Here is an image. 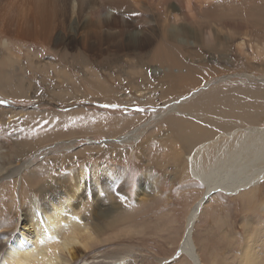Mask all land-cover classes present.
Wrapping results in <instances>:
<instances>
[{
    "label": "rangeland",
    "instance_id": "1",
    "mask_svg": "<svg viewBox=\"0 0 264 264\" xmlns=\"http://www.w3.org/2000/svg\"><path fill=\"white\" fill-rule=\"evenodd\" d=\"M176 2L177 0H170L169 4L175 7ZM213 2L208 6L210 11L221 8L216 6V1ZM219 3L222 4V0ZM195 4L197 8L201 1ZM227 4L220 11L238 12L239 5L227 8ZM201 5L200 7L203 6ZM240 6L243 7L241 4ZM241 7L239 11L243 10ZM260 10L251 11L262 12ZM239 26L232 34L221 33V37L233 40L247 38V27L244 24ZM224 49L219 48V53H206L207 59L204 61L181 63L178 67H169L167 63L146 66L145 71L152 74L149 78L152 80L154 93L150 101L143 100L142 103L131 101L127 104L125 100L129 96H125L126 93L122 95L121 102L114 101L113 95L107 99L99 92L72 89L69 83L64 87L66 92L63 93L57 88L59 86L54 79L48 80L46 84L48 89L53 88V93L41 90L17 98L0 93V101H4L0 103V140L13 151L20 147L23 149L24 153L20 159L15 158L13 165H24L26 160L31 163L34 161V166L17 172L16 176L8 174L0 179V214L4 216L7 208L10 216L4 229H15L16 223L20 219L22 221L23 217V221H27L28 217L24 216L25 208L34 209V204H29L37 198L39 200L40 190L59 187L62 184L60 180L64 184H70L72 172L75 174L79 167L85 166L91 169L86 170L85 181H92L87 189L90 195L85 197L88 201L83 203L79 214L83 215L82 220L88 224L87 229L93 235L91 239L89 234L86 237L95 243L88 249L83 248V256L68 264H83L85 261L101 259L105 253L116 252H127L128 258L132 257L129 264H196L184 250L179 254V249L182 248L179 245L184 236L187 215L207 187L190 173V153L185 146L188 144L187 139H194L200 134L198 140L195 139L192 150L198 145L202 146L201 143H209L208 151H202L200 162L208 172L212 170V164L240 151L249 156H261L255 164H250L252 170L264 165V136L254 135L251 131L264 127V82L261 80L264 65L257 57L248 61L246 54L240 53L236 45L233 47L234 56L229 60L225 58L227 54L221 52ZM257 49L255 42L250 41L245 52L256 55ZM16 51L24 54L19 47ZM46 59L52 60V57ZM176 69L185 74L198 72L204 76L200 85L209 84L197 94L187 95L189 97L184 102L185 106L183 107V103L178 105V109L184 112L179 113V116L177 111L169 112L173 102H164L161 96L163 91L159 88L163 87L159 80L168 71L172 73L167 77L171 80L174 73H178ZM106 70L116 71L114 68ZM189 77L191 76L185 78ZM35 79L39 81L41 88L43 81L39 77ZM13 82L15 81L12 84ZM127 83L125 79L122 80L123 87L127 88ZM143 92L146 94L144 90ZM207 104L212 109H208ZM257 108L261 109L259 117ZM2 111L8 112L10 118L7 120L12 121L8 127L12 131L5 129L8 124L5 116H1ZM186 111L190 113L187 114ZM109 117L114 119L110 120ZM119 118L127 121L122 119L125 122L121 123ZM183 122H186L184 124L187 130ZM27 124V129L21 130ZM189 126L192 127L189 129ZM156 129L170 137L166 144L161 141L162 131L159 132L156 140H160L163 148L152 155L150 149L145 148L148 144L145 140L152 131L156 133ZM173 129L182 134H177ZM135 130L136 132H132ZM128 133H132V137L123 138ZM210 136L214 138L210 139ZM176 139L179 140L181 149H185L181 160H177L175 155L174 148L178 146ZM94 166L98 167V171L92 176L90 171H93ZM224 188L221 186L218 192L209 196L196 223L194 248L200 257V264H241L246 248L255 257L254 264H264V180L260 185L246 187L237 194H229ZM8 202L12 205L4 204ZM73 203H77L76 198ZM78 204L79 202L76 205ZM2 209L4 211L1 212ZM197 211L200 215L201 210ZM115 218L119 220L115 228L101 233L96 231V222L107 226ZM108 239L113 240L109 242ZM62 259L70 261L68 255L67 258L63 255Z\"/></svg>",
    "mask_w": 264,
    "mask_h": 264
},
{
    "label": "bare ground",
    "instance_id": "2",
    "mask_svg": "<svg viewBox=\"0 0 264 264\" xmlns=\"http://www.w3.org/2000/svg\"><path fill=\"white\" fill-rule=\"evenodd\" d=\"M197 1H201L203 6L200 4L202 7L199 5V8H196L194 5ZM213 1H216V6H221L220 9L228 3L227 8L239 5L240 9L241 4L243 10L238 9V14L234 10L226 11L229 15L220 11L219 8L216 11H210L208 6L214 3ZM219 1L221 0H177L175 7H172L169 4L170 0H0V93L2 95L4 93L6 97L17 98L21 95L29 96L41 90L51 92L53 88L48 89L46 84L48 80L54 79L57 80L56 85L59 86L57 88L63 93L66 92L64 87L69 83L72 89L99 92L104 98L113 95L114 101L121 102L122 95L126 93L125 96H129L125 100L127 104L131 101L142 103L143 100L150 101L154 93L152 80L149 78L151 72L145 71L146 66L151 67L154 63H167L169 67H178L181 63L204 61L207 59L206 53H219V48H225L221 52L227 54L225 58L232 60L233 47L236 45L240 53L246 54L248 61L257 57L264 65V0H222V4ZM252 9H261L262 12L251 11ZM243 24L247 27V38L233 40L221 37V33L232 34L239 25ZM250 41L255 42L258 48L256 55L245 52V47ZM17 47L24 54H19L16 51ZM47 57H52V60L46 59ZM58 57L59 60H57ZM111 68L116 71H105ZM178 69H176L178 73H174L171 80L167 78L172 74L168 71L166 76L159 80L160 85L163 86L159 88L163 91L162 100L173 102L169 112L177 111L179 116V113L184 112L178 109V105L183 103V107L185 106L184 102L189 97L187 95L197 94L209 84L200 85L201 78L204 76L198 72L185 74ZM262 74L261 80L264 82V69ZM188 76L191 77L185 78ZM36 77L43 81L41 88ZM123 79L128 82L127 88L122 86ZM11 80L15 82L12 84ZM77 83L79 84L74 87L73 85ZM148 89L150 91L147 92ZM262 96L264 98L263 91ZM207 108L212 109L208 104ZM260 110V108L256 109L257 117L261 116ZM2 113L1 116H5L4 119L8 124L6 128L3 127L8 130L12 121L7 120L10 118L7 111ZM199 113L201 115V111ZM262 113H264V101ZM122 119L124 118L120 119L121 123L124 120L127 121ZM216 119L215 117V121ZM27 127L28 124L21 130H26ZM190 127L192 126H189V129ZM161 131L156 129V133L152 131L151 135L146 136L145 143L148 144L145 148L150 149L152 155L163 148L160 140H156ZM251 131L254 135L264 136V127ZM161 136V141L167 144L170 136H166L163 131ZM198 136L187 139L188 144L180 139L190 153L188 162L191 175L207 187L187 215L184 236L179 245V248L182 247L196 264H200V257L195 252L193 234L196 223L207 204L206 201L204 202L205 193L210 190L218 192L223 186L230 192L229 194H237L246 187L260 185V182L264 180V165L253 170L250 168V164H255L261 156L245 155L244 151L230 154L219 163L212 164L211 171H206L200 162L202 151H208L209 143H201L202 146L198 145L192 150ZM126 137L131 138L132 133H128L123 138ZM212 138L214 136H210V139ZM178 141V146L174 150L177 160H181L185 149H181ZM14 150L0 140V179L8 174L16 176L17 172L34 166L33 160L32 163L26 160L24 165L21 163L13 165L15 158L20 159L24 153L21 147ZM88 168L79 167L75 174L73 171L71 179L69 178L71 183L68 185L60 180L62 184L59 187L52 185L53 188L50 190H40L39 200L37 198L29 204V206L34 204V209L25 208L24 216L28 217L27 221H23L25 220L23 217L22 221L20 219L16 223L15 229H4V224L9 223L10 220L9 210L6 208L4 216L0 214V264H68L83 256L85 250L83 248L88 249L95 243L90 242L86 237L89 234L91 239L93 235L87 229L88 224L83 222V215L79 214L83 203L88 201L85 197L88 198L90 195L87 189L92 179L85 181ZM93 168V171L89 168L92 176L98 171L97 166ZM116 170L119 171L118 168ZM112 195L111 197L114 198ZM75 198L79 206L73 203ZM9 203L11 202L4 204L9 205ZM196 210H201L200 215ZM118 221V218H115L107 226L96 222V231L101 233L104 230L113 229ZM28 222L31 223L28 225ZM82 238L85 239L82 240ZM110 240L113 239H108L109 242ZM244 253L241 264L256 262L249 248H246ZM63 255L66 258L68 255L70 261L68 259L64 261ZM128 255L127 252L105 253L101 259L85 261L83 264H129L128 261L132 257L128 258Z\"/></svg>",
    "mask_w": 264,
    "mask_h": 264
},
{
    "label": "water",
    "instance_id": "3",
    "mask_svg": "<svg viewBox=\"0 0 264 264\" xmlns=\"http://www.w3.org/2000/svg\"><path fill=\"white\" fill-rule=\"evenodd\" d=\"M217 190H210V191H207L205 193V196H204V202L207 201V199L209 198L210 195H212L213 193H215ZM181 252H184L183 249L181 248V250H179V254Z\"/></svg>",
    "mask_w": 264,
    "mask_h": 264
},
{
    "label": "snow or ice",
    "instance_id": "4",
    "mask_svg": "<svg viewBox=\"0 0 264 264\" xmlns=\"http://www.w3.org/2000/svg\"><path fill=\"white\" fill-rule=\"evenodd\" d=\"M0 103H4V101H0Z\"/></svg>",
    "mask_w": 264,
    "mask_h": 264
}]
</instances>
